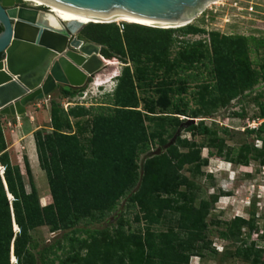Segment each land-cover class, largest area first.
<instances>
[{
	"label": "trees",
	"instance_id": "obj_1",
	"mask_svg": "<svg viewBox=\"0 0 264 264\" xmlns=\"http://www.w3.org/2000/svg\"><path fill=\"white\" fill-rule=\"evenodd\" d=\"M175 33L186 36L205 31L190 25L158 29L125 23L122 32L114 23L89 24L82 31L103 47V57L118 58L124 66L113 94L106 95L101 105H76L67 110L53 105L52 131L34 133L51 204L41 206L28 162L25 169L31 190L26 191L20 167L11 163L0 123V264H11L12 250L16 264H190L191 257L216 255L208 238V217L218 196H205L192 180L203 176L202 168L208 166L201 151L206 148L210 157L235 165L247 167L250 161H259L264 166V126L258 131L246 129L262 141L260 149L245 146L235 151L213 126L207 127L204 121L184 124L177 116L206 117L238 96L250 94L258 85L264 90V75L252 68L257 62L249 58L251 47L255 51L264 48V38L210 33L209 43L203 39L187 44L170 60ZM201 67L209 70L208 82ZM192 85L195 90L190 91ZM152 86L163 111L159 116H150L157 113L147 103L141 108L139 91L144 94ZM83 90L64 87L61 92L72 99ZM188 96L194 99L196 109L190 108ZM261 98L255 118H264V92ZM236 116L245 117L243 113ZM87 117L91 118V129L84 145L72 131V120ZM152 118L167 122L170 131L149 134L145 120ZM182 124L192 137H204L208 142L177 138L167 146ZM222 132L228 134L227 129ZM153 143L163 152L147 157L139 167V157L149 152ZM186 168L189 177L183 173ZM122 199L127 201L126 210L136 212V222H144L142 229L134 232L126 228L123 214L114 227L87 228L103 223ZM253 223V219L236 217L217 224L225 227L219 233L222 240L239 244L235 258L264 264V249L242 237V229H252ZM42 227L59 235L42 245L32 235Z\"/></svg>",
	"mask_w": 264,
	"mask_h": 264
},
{
	"label": "rangeland",
	"instance_id": "obj_2",
	"mask_svg": "<svg viewBox=\"0 0 264 264\" xmlns=\"http://www.w3.org/2000/svg\"><path fill=\"white\" fill-rule=\"evenodd\" d=\"M25 6L31 7L27 4ZM123 24L124 23L115 24L120 32L123 31L121 28ZM137 25L149 27L141 24ZM190 26L198 30H203L205 33L186 36L175 33L173 36L175 42L171 45L169 50L170 60L176 56L178 51L185 48L187 44H192L203 39H206L209 43L210 33H216L219 36L226 37H255L258 40H262L264 38V0H221L219 4L210 5L208 8L204 9V11L192 21ZM85 28L86 26L80 30L78 39L84 43L95 44L99 47V54L104 61V66L97 74L89 78L88 82L83 87V92L75 98L69 99L63 96L61 92L62 88H57L42 100L28 104V110L30 112L25 111V114L21 117L0 116V123L2 125L11 163L20 167L25 189L28 193L31 187L29 178L26 174L25 165L26 162L29 164V160L26 156L28 152L27 144L32 139L29 138L28 141L23 140L22 142H18L19 137L16 136V134L20 136V133L17 131L18 122L20 121L22 124L31 122L34 125L35 129L32 131L33 141L36 131H40L42 134L50 133L52 131L50 114L53 105H57L64 110L76 105L84 106L85 108L101 105V103L105 101L106 95L113 94L117 86V77L120 75L124 66L122 60L118 58L108 60L103 57L101 55L103 47L90 41L89 38L85 36L86 34H82ZM249 58L251 61L257 62V65H254L252 68L264 75V48L255 51V49L251 47ZM106 61H111L113 63ZM200 72L203 75L204 81L208 82L210 76L209 70L201 67ZM159 80L160 79L157 81ZM152 89L153 86L145 90L144 94L139 91V98L142 101L141 108L147 103L154 109V112L157 113L150 116H159L161 115L159 113L163 111L157 105L158 96ZM193 90H195L194 85L191 86L190 91ZM263 92L264 90L261 85H258L250 94L238 96L227 106L219 108L215 113L209 116H198V118L177 117H179L178 119L184 124L189 123L190 120H194L195 122L193 124L204 121L207 127L213 126L214 130L218 131V136L224 141L227 147L235 151L242 150L245 146L260 149V142H257L258 140L254 136L247 134V125L245 122L247 119L251 121L255 119L258 114V105L263 101L261 98ZM187 98L191 101L189 103L190 108L196 109L197 106L194 104V99L191 96ZM242 113L245 115L244 118L236 116ZM72 123L74 127L72 131L77 132L81 143L86 145L87 140L90 138L91 118L87 117L80 120H72ZM145 126L149 134L157 133L161 129H165L168 132L170 131V126L167 122H159L156 118L145 120ZM182 126L183 124L178 128L172 139L168 140V145L170 143L174 144L177 138L195 141L197 144L208 142L204 137H192ZM223 129H227L228 134H223ZM166 137L167 135H164V138ZM155 143H157V140H155ZM155 143L151 145L149 152L139 157V167L142 166L147 157H153L163 152ZM8 148H12L13 150L9 152ZM201 155L203 158L208 159V166L202 168L204 173L203 176L192 180L205 196L212 194L218 196V202L215 204L208 217V238L211 241V248L216 251V255L211 257L208 254L203 258L191 257L190 264H250L235 258L234 251L239 244L222 240L219 233L225 230L222 224L229 223L236 217L245 220L253 219L254 223L252 229L248 230L247 228H243L242 237L248 243L255 240L254 242H256L257 246L264 249V166L261 165L259 161H250L247 167L231 164L222 158L210 157L208 149L206 148L202 149ZM32 167L33 172L30 168L31 182L36 188L40 201L43 194L50 193L48 180L45 173L40 169L39 163L32 165ZM183 173L188 177L190 176L187 168ZM126 207L127 201L126 199H122L116 211L110 214L103 223L89 225L87 228L91 230H100L105 227H114L117 219L123 214L124 221H126V228L129 227L134 232L139 228L142 229L144 227V222H136V212L126 210ZM218 222L222 224L218 225ZM32 235L43 245L53 242L54 237L59 235V233L51 234L48 227H42L34 230Z\"/></svg>",
	"mask_w": 264,
	"mask_h": 264
},
{
	"label": "water",
	"instance_id": "obj_3",
	"mask_svg": "<svg viewBox=\"0 0 264 264\" xmlns=\"http://www.w3.org/2000/svg\"><path fill=\"white\" fill-rule=\"evenodd\" d=\"M47 1L92 18L127 16L182 28L211 0ZM25 5L21 0H0V116L21 117L28 104L57 88L81 89L104 66L99 47L78 39L83 24H62L48 10ZM8 198L12 200L10 194Z\"/></svg>",
	"mask_w": 264,
	"mask_h": 264
},
{
	"label": "bare ground",
	"instance_id": "obj_4",
	"mask_svg": "<svg viewBox=\"0 0 264 264\" xmlns=\"http://www.w3.org/2000/svg\"><path fill=\"white\" fill-rule=\"evenodd\" d=\"M24 4L30 5L31 7H44L48 9V11L53 14L56 19L64 23H70V22H78L83 24L84 26H87L92 23H99V24H116V23H137L141 25L146 26H154V25H164V24H158L153 22L144 21L141 19H136L134 17H127V16H118L113 17L110 19H102V18H92L71 10H68L66 8L60 7L58 5H55L47 0H21ZM221 0H211L210 2L206 3L203 7L204 9L208 8L210 5H217L220 3ZM161 29H172L176 27H169V26H161ZM107 64V63H106Z\"/></svg>",
	"mask_w": 264,
	"mask_h": 264
},
{
	"label": "crops",
	"instance_id": "obj_5",
	"mask_svg": "<svg viewBox=\"0 0 264 264\" xmlns=\"http://www.w3.org/2000/svg\"><path fill=\"white\" fill-rule=\"evenodd\" d=\"M29 106L27 105L25 107V111L26 112H30L29 110ZM20 128V129H19ZM21 128H22V131H21ZM34 125L31 123V122H28V123H24L22 124L20 121L18 122V126H17V131L20 133V136H18L16 134L18 138V142H22L23 140H26L28 141L29 138H31L32 140L28 142L27 144V150L28 152L26 153V156L29 160V164H30V168L32 169V172H33V167L32 165H36L38 164V159H37V154H36V147H35V144H34V141H33V138H32V131L34 130ZM9 152L12 151L13 149L12 148H8ZM40 204L42 206H46L48 204H51L52 203V199H51V195L50 193H46V194H43L40 198ZM42 202H45V203H42Z\"/></svg>",
	"mask_w": 264,
	"mask_h": 264
},
{
	"label": "built area",
	"instance_id": "obj_6",
	"mask_svg": "<svg viewBox=\"0 0 264 264\" xmlns=\"http://www.w3.org/2000/svg\"><path fill=\"white\" fill-rule=\"evenodd\" d=\"M37 8H43V7H37ZM46 9V8H44ZM48 10V9H46ZM123 29V26L121 27ZM246 129H249L251 131H258V129L261 127V126H264V118H255L253 121L247 119L246 120ZM257 142H260V148L262 147V141L258 140ZM14 230L15 232H18V228L14 227ZM255 241V240H253ZM11 264H16V260L12 257V254H11Z\"/></svg>",
	"mask_w": 264,
	"mask_h": 264
},
{
	"label": "flooded vegetation",
	"instance_id": "obj_7",
	"mask_svg": "<svg viewBox=\"0 0 264 264\" xmlns=\"http://www.w3.org/2000/svg\"><path fill=\"white\" fill-rule=\"evenodd\" d=\"M2 30H3V28H2V26H0V33L2 32Z\"/></svg>",
	"mask_w": 264,
	"mask_h": 264
}]
</instances>
